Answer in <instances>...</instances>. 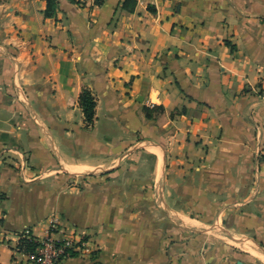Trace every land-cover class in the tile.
I'll return each instance as SVG.
<instances>
[{
  "label": "crops",
  "instance_id": "1",
  "mask_svg": "<svg viewBox=\"0 0 264 264\" xmlns=\"http://www.w3.org/2000/svg\"><path fill=\"white\" fill-rule=\"evenodd\" d=\"M123 1L0 0V264H264V0Z\"/></svg>",
  "mask_w": 264,
  "mask_h": 264
},
{
  "label": "built area",
  "instance_id": "2",
  "mask_svg": "<svg viewBox=\"0 0 264 264\" xmlns=\"http://www.w3.org/2000/svg\"><path fill=\"white\" fill-rule=\"evenodd\" d=\"M264 156V146L260 148ZM46 235L36 237L30 230H25L22 235L32 237L38 243L33 252H22L15 249L19 261L17 264H60L63 260L74 256H93L96 243L88 233L72 228H61L54 217L46 221Z\"/></svg>",
  "mask_w": 264,
  "mask_h": 264
},
{
  "label": "trees",
  "instance_id": "3",
  "mask_svg": "<svg viewBox=\"0 0 264 264\" xmlns=\"http://www.w3.org/2000/svg\"><path fill=\"white\" fill-rule=\"evenodd\" d=\"M46 8L44 10V15L46 17H52L55 14L56 2L55 0H45ZM102 0H95L96 5H100ZM136 3V0H124L123 7L126 10H132ZM149 10L153 11L152 7H148ZM78 104L82 110L84 120L87 125H91L94 122V109H95V98L89 89H83L78 97ZM38 243L34 241L32 237H26L20 235L17 243V248L22 252H33L37 247Z\"/></svg>",
  "mask_w": 264,
  "mask_h": 264
},
{
  "label": "rangeland",
  "instance_id": "4",
  "mask_svg": "<svg viewBox=\"0 0 264 264\" xmlns=\"http://www.w3.org/2000/svg\"><path fill=\"white\" fill-rule=\"evenodd\" d=\"M148 155V154H147ZM57 221V220H56ZM72 228H75V229H79L78 227H72ZM71 228V229H72ZM80 231H84V230H81V229H79ZM85 232V231H84ZM85 233H88V232H85ZM89 234V233H88ZM89 235H91V237L93 238V240H94V236L92 235V234H89ZM95 241V240H94ZM83 257H89V256H83Z\"/></svg>",
  "mask_w": 264,
  "mask_h": 264
}]
</instances>
